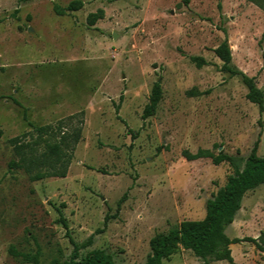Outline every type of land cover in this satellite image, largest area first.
Wrapping results in <instances>:
<instances>
[{"label": "rangeland", "instance_id": "obj_1", "mask_svg": "<svg viewBox=\"0 0 264 264\" xmlns=\"http://www.w3.org/2000/svg\"><path fill=\"white\" fill-rule=\"evenodd\" d=\"M74 1L83 6L57 12ZM261 2L0 0V264L70 261L71 238L78 262L101 250L116 264H145L156 234L205 217L235 172L184 152L247 159L258 142L264 157V113L215 53L227 39L231 66L264 91ZM100 9L104 18L90 25ZM156 82L163 98L143 119ZM81 120L75 150L62 161L50 155ZM66 164V177L49 176ZM263 232L260 185L225 233L259 240ZM230 249L234 264H264L252 241ZM163 264L230 263L181 248Z\"/></svg>", "mask_w": 264, "mask_h": 264}, {"label": "trees", "instance_id": "obj_2", "mask_svg": "<svg viewBox=\"0 0 264 264\" xmlns=\"http://www.w3.org/2000/svg\"><path fill=\"white\" fill-rule=\"evenodd\" d=\"M254 2L262 6L261 0H254ZM82 6L81 1H74L66 9H58L57 12L61 14L66 11L78 10ZM101 18H104L102 9L89 15V24L95 25ZM215 53L223 62L222 71L229 72L233 76L240 75L242 77V81L248 89V100L256 104L260 113L263 114L264 91L257 86L254 77H250L231 66L232 50L227 39L215 49ZM191 60L199 68L206 64V60L203 57L193 56ZM162 98V86L159 82H156L149 102L144 108L143 119L155 114ZM82 123L83 120H81V125L74 128L71 133H64L60 143L49 146V154L62 161L68 149L73 152L82 138ZM46 129V127H37L40 132H44ZM184 156L189 160L209 157L216 165L228 162L235 173L229 177L227 184L207 201L206 215L203 219L183 221L178 227L171 229L168 233H158L151 239V253L145 264H163L165 260L170 259L181 248L191 250L197 257L205 261L213 258L217 261L227 260L230 264H234L230 245L244 240L252 241L264 250V232L259 240L255 238L231 239L225 233V228L235 221L246 193L260 185H264V157L258 155V142L247 159L240 154L229 155L221 151L218 155H214L206 150H199L196 154L185 151ZM69 162L68 160V164ZM67 168L66 164L64 167L62 166L61 170L53 172L49 176L66 177ZM45 177L46 175L44 174H38L36 180ZM122 201L123 199L119 202V206ZM60 220L68 228V224L62 214ZM71 242L74 246L71 260L53 264H116L109 255L101 250L90 252L82 261L78 262L80 247L72 238ZM30 259L37 262L38 256L35 255Z\"/></svg>", "mask_w": 264, "mask_h": 264}]
</instances>
